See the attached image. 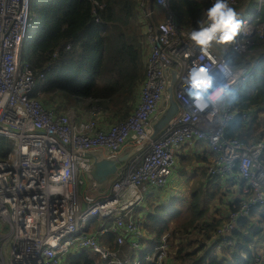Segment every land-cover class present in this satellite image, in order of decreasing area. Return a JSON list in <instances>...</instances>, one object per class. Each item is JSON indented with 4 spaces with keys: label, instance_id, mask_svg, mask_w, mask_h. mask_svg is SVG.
Masks as SVG:
<instances>
[{
    "label": "built area",
    "instance_id": "1",
    "mask_svg": "<svg viewBox=\"0 0 264 264\" xmlns=\"http://www.w3.org/2000/svg\"><path fill=\"white\" fill-rule=\"evenodd\" d=\"M229 2L242 21L238 36L202 51L188 39L193 27L178 20L170 0H141L149 54L139 104L128 119L103 125L97 106H86L79 116L69 111L73 108L58 113L42 104L38 82L45 73L35 72L27 59L31 0H0V137L13 145L0 158V264H65L81 248L91 250L98 264H167L171 233L154 240L136 212L147 191L168 184L177 152L197 142L204 141L213 152L208 174L243 184L246 194L236 209H229L209 247L219 252L232 245L239 220L257 207L264 211V137L247 141L225 136L240 112L233 103L260 62L233 61L227 47L247 51L257 27L264 41V23L255 26L256 13L246 16L247 5L237 8L239 0ZM194 63L207 65L216 82L228 83L234 95L203 109L196 106L187 82ZM174 71L180 111L152 138ZM254 113L252 107L241 111L244 119ZM128 144L144 146L107 184L99 185L90 173L95 157L115 158ZM96 219L100 224L94 227ZM109 231L116 235L115 247L100 240ZM261 245L264 249V240ZM263 259L259 254L248 264H262Z\"/></svg>",
    "mask_w": 264,
    "mask_h": 264
},
{
    "label": "trees",
    "instance_id": "2",
    "mask_svg": "<svg viewBox=\"0 0 264 264\" xmlns=\"http://www.w3.org/2000/svg\"><path fill=\"white\" fill-rule=\"evenodd\" d=\"M95 1L104 3L100 8ZM141 0H31L33 26L27 43V59L35 72L43 71L39 80L42 104L56 112L70 108L80 112L83 101L99 108V119L104 124L128 119L140 100V91L146 78V59L149 46L141 19ZM178 20L189 27H197V20L205 19L209 0H170ZM246 1L259 5L257 0H239L237 8ZM246 6V4H245ZM248 7V6H247ZM99 18L100 20H96ZM255 26L264 23V0L254 19ZM258 28V27H257ZM253 35L254 43L247 51L230 52L233 61H246L253 65L260 60L252 76L238 93L234 107L240 109L225 129L226 137L242 140H259L264 131L254 138L252 123L264 111V41L258 30ZM70 45V48L67 46ZM254 108L248 119L241 111ZM12 148L9 139L0 137V158L7 156ZM201 177L214 178L207 170ZM215 190L211 192L214 194ZM206 189L194 183L189 199L173 206L158 207V213L149 214L154 219L148 225L160 241L165 232H170L169 251L174 253L179 264H248L255 262L260 245L251 246L252 238L264 240V211L256 208L250 215L239 220L233 232L236 243L221 252L231 250L227 261L212 254L208 241L221 224L222 218L208 213ZM238 202L230 204L236 209ZM100 221L96 219L94 225ZM198 237H196L197 235ZM196 235V236H192ZM116 235L111 231L100 240L115 247ZM175 251H171V248ZM212 254V255H211ZM174 264H178L177 262ZM170 263V258H169ZM264 262V259H263ZM65 264H98L91 250L81 248L67 256ZM141 264H149L143 260ZM154 264V263H153Z\"/></svg>",
    "mask_w": 264,
    "mask_h": 264
},
{
    "label": "clouds",
    "instance_id": "3",
    "mask_svg": "<svg viewBox=\"0 0 264 264\" xmlns=\"http://www.w3.org/2000/svg\"><path fill=\"white\" fill-rule=\"evenodd\" d=\"M204 15L206 18L197 20V27L187 33L188 39L202 51L209 48L212 43L229 44L233 42L242 28V21L238 18V13L229 0H213ZM187 82L190 85L189 94L195 105L201 109L208 104H220L234 95V89L228 83L216 82L212 70L205 64L196 65L194 63L189 70Z\"/></svg>",
    "mask_w": 264,
    "mask_h": 264
},
{
    "label": "crops",
    "instance_id": "4",
    "mask_svg": "<svg viewBox=\"0 0 264 264\" xmlns=\"http://www.w3.org/2000/svg\"><path fill=\"white\" fill-rule=\"evenodd\" d=\"M85 105L82 109H84L89 103L88 100H85ZM86 109V108H85ZM84 109V110H85ZM261 114V113H260ZM259 114V116H260ZM131 147L128 144L123 152ZM122 152V153H123ZM177 162L175 168L173 169L171 178L168 184L163 188H152L145 193V199L143 205L137 208V215L143 219L145 224L153 225L155 223L154 219L150 217L151 214L158 213V207L168 206L171 204V201L167 203V199L170 195H174L172 190L181 189V185H186L187 194L184 196V200L180 202H176L179 204L181 202H185L189 199L190 190L194 183H201L204 189H206V193L211 194L213 190L218 192L219 189L223 190L222 200H221V208L225 209L223 212L227 213L233 203L238 202V200L242 199V196H245L243 191V184L238 183L239 185H235L234 187H227L226 183H229L232 186L234 181H228L223 178L214 177L209 178L199 176L202 171L207 170L209 163L213 158V152L210 150L208 145L203 141L202 143H195L193 145H184L176 154ZM180 170V173L179 171ZM208 172V170H207ZM212 177V176H211ZM237 187V188H236ZM210 189V190H209ZM235 189V191H234ZM228 190V192H227ZM232 190V191H231ZM168 191V194L164 193ZM173 197L170 198L173 199ZM216 203V202H214ZM151 205H154L151 209ZM146 224V226H147ZM149 229V227L147 226ZM150 231V229H149ZM151 234L155 235L150 231ZM155 240V238H154ZM148 245L150 244L149 239L147 240Z\"/></svg>",
    "mask_w": 264,
    "mask_h": 264
},
{
    "label": "rangeland",
    "instance_id": "5",
    "mask_svg": "<svg viewBox=\"0 0 264 264\" xmlns=\"http://www.w3.org/2000/svg\"><path fill=\"white\" fill-rule=\"evenodd\" d=\"M258 1L259 0H257V3H258ZM245 4L248 6V8H246L243 11V14L246 15V16H249V17L253 16L257 12L259 5L256 4V3H254L253 1L252 2L246 1L245 3H243V5H245ZM156 18H158V17L156 16ZM143 22H144V20H143ZM227 48H228V50H230L229 51V53H230L232 51L231 50V45H229ZM85 102L86 101H83L84 105H85ZM69 111H75L76 114H78L79 116H81V114L78 113L75 109L74 110L70 109ZM252 127H253V131H252L253 132V135L252 136L254 138L258 137V135L261 132L264 131V111H262L261 114H260V116L255 120V122L252 123ZM249 141H252V140H249ZM12 147H13V145H12ZM11 150H12V148H11ZM178 171L180 173V170H178ZM226 184H227V187H230V189H231V187H234L235 188V185H239L237 182H233L232 183V186L229 183H226ZM234 191H235V189H234ZM172 192H173L174 195H170L168 197V199L166 200L167 203H169L170 201H172V199L170 200V198L173 197V196H174V198H176L175 200L177 202H180L181 200H184L185 199L184 196L187 194V192H186V185H181V189L172 190ZM227 192H228V190H227ZM164 193L168 194V191H166ZM222 194H223V190H221V189H219L218 192L215 191L214 194H212V195L209 194V193H206L205 194V196H206L205 203H207L206 206H208V213L211 215V217H216V218H222L223 217V220H224L227 213L223 212V210L225 209V207L224 208H221V205H220L221 204V200H222V196H221ZM245 196H246V194H245ZM245 196H242V198H244ZM214 202H216V203H214ZM241 202H242V200H240V203ZM153 206L154 205H151V209H152ZM173 206H176V202L173 204ZM95 226L96 225H94V227ZM196 235H192V236H196ZM259 236H257L256 238H252L253 241L251 243V246L260 245V251H259V253L261 255H264V249L262 248V245H261L263 239H261L262 236L261 237H259ZM196 237H198V235ZM235 243H236V239L233 236V244L232 245H228L225 249H227L229 247H232ZM171 251H175V249L172 247L171 248ZM230 253H231V250H228V251H226L224 253L221 252V251L218 252L215 249L212 250V254L217 255L218 258H219V260H221L222 262H225V263H229V261H227L228 260L227 257H229ZM169 258H170V263L168 261ZM173 260H174V262L176 260L175 257H174V253H172V255H171V253L169 251L168 252V256H167V264H174ZM176 262L179 264L180 263V260L177 259ZM262 264H264V262Z\"/></svg>",
    "mask_w": 264,
    "mask_h": 264
},
{
    "label": "water",
    "instance_id": "6",
    "mask_svg": "<svg viewBox=\"0 0 264 264\" xmlns=\"http://www.w3.org/2000/svg\"><path fill=\"white\" fill-rule=\"evenodd\" d=\"M153 2L154 0H149ZM175 74L173 72L172 80L168 83V96L166 100V107L164 108L160 117L153 124L152 138L157 137L163 130H165L171 124L172 120L180 111L178 101L175 99L174 95V83ZM144 145L131 146L129 149L125 150L123 153L115 158H98L95 157L93 165L91 167V177L99 184L105 185L110 179L117 173L121 164L127 162L134 154L142 149Z\"/></svg>",
    "mask_w": 264,
    "mask_h": 264
}]
</instances>
